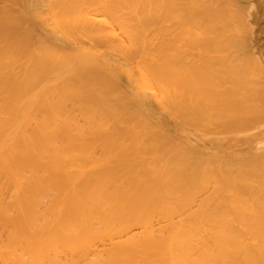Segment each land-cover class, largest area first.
Instances as JSON below:
<instances>
[{
  "label": "bare ground",
  "instance_id": "6f19581e",
  "mask_svg": "<svg viewBox=\"0 0 264 264\" xmlns=\"http://www.w3.org/2000/svg\"><path fill=\"white\" fill-rule=\"evenodd\" d=\"M241 2L0 0V264H264Z\"/></svg>",
  "mask_w": 264,
  "mask_h": 264
},
{
  "label": "rangeland",
  "instance_id": "374dc122",
  "mask_svg": "<svg viewBox=\"0 0 264 264\" xmlns=\"http://www.w3.org/2000/svg\"><path fill=\"white\" fill-rule=\"evenodd\" d=\"M244 1H246L247 2V4H248V2H249V4L248 5H250V6H248L247 4H245V2ZM254 1L255 2V6H254V8L252 7V2ZM258 1V2H257ZM260 1V2H259ZM258 4H257V3ZM242 5H243V7L244 8H246V7H249V8H246V12L248 13V9H253V11L252 12H250L249 13V15H247L246 14V12H245V16L247 15V19L250 21V23L253 21V23H252V26L250 27V31H249V29H248V31H247V29L245 30V31H247L246 32V34H245V37H248V38H251V39H254L256 42H257V45L260 47V50H263V51H261V52H263L264 53V46H263V44H264V27L262 28L261 26H262V24H263V26H264V14H263V11H264V0H242ZM262 9H261V8ZM261 9V10H260ZM262 11V12H261ZM258 13L260 14V15H258ZM263 19H262V18ZM261 19L263 20V21H261ZM259 21V22H258ZM249 23V24H250ZM257 25V26H256ZM260 27V28H259ZM252 28L254 29V31L252 30ZM257 28H259L258 30H257ZM263 29V30H262ZM251 30H252V32H251ZM257 32V33H256ZM255 33V34H254ZM261 34V35H260ZM263 34V35H262ZM254 35V36H253ZM258 35V36H257ZM263 36V37H262ZM263 39V40H261V39ZM258 40V41H257ZM254 41V42H255ZM263 42V43H262ZM261 44V45H260ZM190 53V52H189ZM149 97V104L152 106V108L156 111V112H158V115H159V117H161L162 116V119H163V121L165 122V124H166V128L172 133V135H174V131H175V123H174V119L172 120V118H170V117H168V116H165L166 114H162L161 115V113H160V110H159V108H158V104L154 101L155 99H153V101H152V95L151 96H148ZM174 124V125H173ZM170 127V128H169ZM172 127V128H171ZM172 130V131H171ZM209 138H210V140H208V141H214V139H215V137L214 136H209ZM201 144V146H202V148H205V146H207V143H200ZM247 149H245V151H246ZM244 151V152H245ZM252 153L254 152V150H252L251 151ZM250 152V153H251Z\"/></svg>",
  "mask_w": 264,
  "mask_h": 264
},
{
  "label": "crops",
  "instance_id": "0c3cea01",
  "mask_svg": "<svg viewBox=\"0 0 264 264\" xmlns=\"http://www.w3.org/2000/svg\"><path fill=\"white\" fill-rule=\"evenodd\" d=\"M257 44V43H256ZM177 127V126H176ZM176 131H177V128H176Z\"/></svg>",
  "mask_w": 264,
  "mask_h": 264
}]
</instances>
